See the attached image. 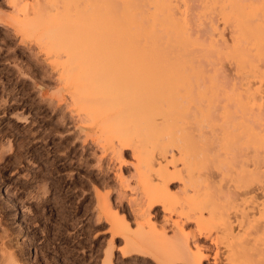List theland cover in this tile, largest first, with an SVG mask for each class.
Here are the masks:
<instances>
[{"label":"rangeland","instance_id":"374dc122","mask_svg":"<svg viewBox=\"0 0 264 264\" xmlns=\"http://www.w3.org/2000/svg\"><path fill=\"white\" fill-rule=\"evenodd\" d=\"M60 1L25 0L24 5L0 0V264H232V245L217 226L221 218L229 220L236 242L243 237L251 244L258 240L264 250V152L242 142L231 154L221 146L223 110L229 102L220 96L217 125L205 123L198 131L191 126L195 135L211 142L206 152L210 162L198 174L210 187L200 182L195 192L179 151L170 149L169 172L184 176L168 185L180 208L150 207L138 156L118 138L107 140L78 111L49 41L22 31L38 6L57 15L63 10ZM199 5V0L179 3L193 35L205 41L213 15L200 18ZM214 19L224 35L217 39L230 46L231 26ZM223 59L205 69L217 73L225 91L237 89L255 102L247 120L264 133V81ZM260 66L264 70V62ZM232 111L242 116L234 106ZM148 176L161 185L154 173ZM206 196L218 208L215 215L203 210L204 219L214 221L201 230L194 211L188 212L193 201ZM252 221L255 227L249 226ZM113 222L128 239L141 243L145 253L123 257L130 245L114 235Z\"/></svg>","mask_w":264,"mask_h":264},{"label":"bare ground","instance_id":"6f19581e","mask_svg":"<svg viewBox=\"0 0 264 264\" xmlns=\"http://www.w3.org/2000/svg\"><path fill=\"white\" fill-rule=\"evenodd\" d=\"M15 1L26 4L25 0ZM181 1L63 0V12L59 10L61 13L58 11L57 15L50 12L52 17L48 18L47 8L38 6L34 17L29 20L28 16L29 21L21 24L23 32H37L39 40L49 41L47 46L63 66L78 111L84 112L107 140L118 138L134 151L145 169L150 207L162 205L167 210L180 208L168 188L169 182L184 178L180 171L169 172L170 149L179 151L188 184L195 192L201 188L200 182L206 184L198 174L210 162L206 152L211 142L195 133L205 123L218 124L214 113L218 111L221 95L229 102L223 110L221 146L231 154L242 142L264 152V133L247 120L255 102L237 89L225 91L218 83L217 73L205 69L212 61L216 66L215 60L219 59V63L223 58L230 59L238 71L251 72L264 81L260 66L264 62V0H199V17L208 20V15H213L209 19L210 37L205 41L193 35L190 19L179 6ZM215 17L231 26L230 46L217 39L224 35ZM231 105L242 113L240 118L235 116ZM152 173L161 185L149 179ZM243 182L248 183V179ZM208 196L205 201L194 199L197 201L190 204L188 212L190 215L194 211L201 230L214 221H206L203 210L215 215L218 208ZM113 223L114 235L130 245V249L123 251V257L140 251L141 243L128 239ZM255 224L252 221L249 226ZM217 226L223 228L224 238L232 245V264H264V250L258 240L251 244L243 237L236 242L226 218H221ZM197 261L201 264V260Z\"/></svg>","mask_w":264,"mask_h":264}]
</instances>
